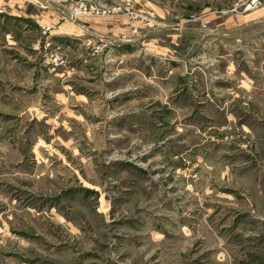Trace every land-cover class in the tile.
Wrapping results in <instances>:
<instances>
[{
    "label": "rangeland",
    "instance_id": "374dc122",
    "mask_svg": "<svg viewBox=\"0 0 264 264\" xmlns=\"http://www.w3.org/2000/svg\"><path fill=\"white\" fill-rule=\"evenodd\" d=\"M73 1H60L62 14L69 17ZM88 1L111 6L121 0ZM250 2L222 0L220 17L201 20L195 10L188 18L208 29L232 10L264 9V0ZM169 3L167 18L162 11H147L143 0L133 1V17L123 1V10L100 17L125 16L136 35L90 29L93 37L84 40L83 49L110 59V53L125 49L119 48L129 36L134 44L142 40V25L150 22L158 29L180 23V1ZM246 23L235 32L238 40L219 33L231 67L251 82L239 95L242 105L222 112L192 105L195 75L184 83L190 87L187 104L172 103L168 94L183 91L178 83L184 81L173 80L176 86L170 88L165 75H142L144 47L136 62L140 75L121 68L120 75L55 84L48 68H67L69 59L48 42V25L30 33L40 46L36 68L24 58L23 46L11 42V64L18 65L0 58V264H264V14ZM230 39L235 43L227 45ZM6 43L0 34V47ZM51 53L66 63L50 62ZM127 58L120 63L124 68L130 66ZM9 67H17L16 75L36 71L40 95L28 90V103L42 98L43 110L2 107L3 88H17L2 77ZM56 87L82 90L85 105L62 97L59 106ZM168 102L171 108H163ZM208 185L211 200L203 192Z\"/></svg>",
    "mask_w": 264,
    "mask_h": 264
},
{
    "label": "crops",
    "instance_id": "0c3cea01",
    "mask_svg": "<svg viewBox=\"0 0 264 264\" xmlns=\"http://www.w3.org/2000/svg\"><path fill=\"white\" fill-rule=\"evenodd\" d=\"M60 1L0 0V34L7 41L6 44H3V47H0V58H2L3 63L11 64L9 51L13 46L11 42H14L23 46V53H26L24 58H28L31 63H34V68H36V62H38L36 60L38 56L37 50H40V46H37V43L36 45L34 44V36L29 38L30 33L32 32L33 35L35 33L39 34L40 28L43 25H48V39H50L48 42H51L57 50L64 53L69 59V66L67 68H62V66L48 68L49 70H54L50 73V79L55 84L71 79V77L73 80H80L79 77H84L85 75H120L121 68L125 69L128 75H140L136 62L139 56V47H144L148 56L147 60L145 59L143 63V67H146L147 72L142 75H165L170 80V88L176 86L172 83L173 80H177L178 82L184 81L182 84L178 83V89H181L182 86L186 87V80H190L191 77L189 76L195 75V77H192L194 81L191 85L192 88L186 87L176 95L168 94L173 95L171 98L172 103L184 106L183 103L188 102L191 97L188 92V88H190L193 94L194 91L196 92L194 95L196 98L191 97L192 105L199 106L203 111L222 112V109L226 106H230L233 109L236 105H242L239 95L241 96L249 91L251 86L250 77L238 75L235 66L231 67L233 60H228L229 53L225 51L224 45H222L224 43L221 41L222 38L219 36V33H229L228 35L236 40L240 39L238 37L239 34L235 32L246 27L248 20L251 21L262 16L264 9L258 11L261 8L256 7L258 9L254 8L255 10L253 8L232 10L223 20H219L215 25H211L208 29H205L200 26V20L189 19L188 16L197 10L196 12L202 15L201 20L218 18L220 17V13L216 14L218 10L217 6L219 1L222 0H179L181 6L178 9V19H180V23L156 29L154 25L148 22L142 25V35H140L142 36V40L134 44L136 41L131 39V37L136 34L130 32L125 16H112L109 18L83 16L82 18L80 17L79 21H72L68 15L61 13ZM170 1L172 0H143L147 11H162L167 18L172 17ZM206 1H214L215 7L212 8L213 4ZM86 27L91 29L92 32H110L111 35L124 37H127L131 33V37L129 36L126 41H122L126 44L122 45L119 49L125 48L124 50H116L110 53V59H103L100 54L94 56L83 49L84 40L88 39L89 36L93 37L90 34L92 32L86 31ZM205 32L210 34V36L204 39L203 35ZM234 43L232 39L226 41L227 45ZM25 47L31 49L30 55L27 54ZM217 48L222 50H216ZM214 50L219 52H214ZM19 54L21 53L19 52ZM127 54L130 55V66L124 68L120 63L124 60L125 55L127 58ZM14 58L18 57L13 56L12 59L14 60ZM149 58L152 59L151 65ZM18 59L21 60L20 58ZM221 60H226L223 63L226 68L225 66L223 69L219 68L218 64H220ZM155 61L161 66L158 65L159 67H156ZM18 63L13 62L11 65L15 66ZM103 65L105 66L104 72L101 70ZM16 69L17 67H9L7 70H4L5 75H2L3 78L17 86L14 89L3 88L2 107L8 112L16 111L18 113H24L28 109L43 110L42 98L40 100L38 98L37 102L35 100L34 104L32 102L28 103V90H31L29 91V95H40L41 87H36L34 82V79H36L34 73L36 71L33 72V75H16L14 73ZM239 73H242V70ZM67 76L70 77L67 78ZM30 81L35 87L34 85L28 86V82ZM64 89L66 90L67 88L56 87L53 91L54 96L57 97L59 106H61L62 102L60 101L62 97L75 98L79 100L80 105H85L87 101L85 92L72 87L66 91ZM163 108H171L170 103L165 104ZM211 160L212 158L209 161V158L206 157V161H209L206 165L217 173L218 168L210 164L212 163ZM177 163H180V161H177ZM203 192L208 194L213 191L208 185L204 187ZM205 199H213L212 194L205 195Z\"/></svg>",
    "mask_w": 264,
    "mask_h": 264
},
{
    "label": "built area",
    "instance_id": "2783aa9c",
    "mask_svg": "<svg viewBox=\"0 0 264 264\" xmlns=\"http://www.w3.org/2000/svg\"><path fill=\"white\" fill-rule=\"evenodd\" d=\"M123 1H125V3L129 5V13L132 14L133 17H135L136 12L133 8V1L137 0H121L120 2L118 1L117 3H114L111 6L99 5L88 0H75L71 4L70 9L68 11L69 19L72 21H77V18L82 16H100L113 14L114 12L121 11L124 9V5L122 4ZM254 2L255 0H251L249 5H253ZM246 7H248V5ZM86 31H90V29L86 27ZM47 60L54 64L66 63V59L57 53H51L49 57H47Z\"/></svg>",
    "mask_w": 264,
    "mask_h": 264
}]
</instances>
